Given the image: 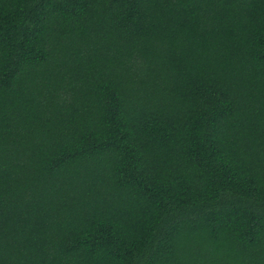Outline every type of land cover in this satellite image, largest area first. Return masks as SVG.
Returning a JSON list of instances; mask_svg holds the SVG:
<instances>
[{
	"label": "trees",
	"instance_id": "16d2710c",
	"mask_svg": "<svg viewBox=\"0 0 264 264\" xmlns=\"http://www.w3.org/2000/svg\"><path fill=\"white\" fill-rule=\"evenodd\" d=\"M0 264H264V0H0Z\"/></svg>",
	"mask_w": 264,
	"mask_h": 264
}]
</instances>
